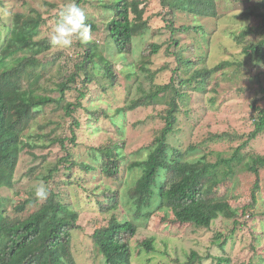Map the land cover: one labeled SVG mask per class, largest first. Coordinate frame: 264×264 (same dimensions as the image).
I'll return each mask as SVG.
<instances>
[{
	"label": "trees",
	"instance_id": "obj_1",
	"mask_svg": "<svg viewBox=\"0 0 264 264\" xmlns=\"http://www.w3.org/2000/svg\"><path fill=\"white\" fill-rule=\"evenodd\" d=\"M77 2L80 7L82 5L86 23L91 26L92 39L87 45H81L79 41L76 44L82 48L83 58L75 63L70 75H64V71L59 69L57 75L47 78L50 75L49 67L56 65L64 55H54L52 63L44 61L53 48L47 38L35 39L40 37L47 22L41 14L33 17L16 14L11 26L4 29L6 34L3 36L1 32L0 35V264H78L72 253L71 234L73 230L79 229L83 210L78 205L67 203L70 196L67 199L61 192L48 190L46 202L26 216L30 206L38 202L35 191L31 193V198L18 204L1 193L3 189L15 190L16 171L27 149L35 155V149L52 150V146H60L65 157L59 159L58 164H53L54 167L44 175L46 183L57 186L63 182V179L54 180V174L60 171V166H67L66 172L76 166L81 167L85 174L99 171L104 180L113 181H119L123 172L129 173L131 182L125 188L113 190L102 183H98L93 190L85 188L90 194L87 197L94 196L96 199L95 206L86 213L91 217L93 228L90 241L98 248L97 254L102 255L104 264H132L134 252L130 240L142 229L148 230L152 218L158 213L164 214V221L200 228H210L220 217L235 220L234 225H243L236 219L239 211L233 209L229 200H237V192L252 186L249 189L252 205L245 206L239 216L255 218L247 209L255 208L262 195L264 156L253 153L250 144L264 133V107L257 108L258 103L264 102V65H261L264 64V40L244 48V53L257 62L256 66L261 65V70L251 81L260 87L258 90L262 95L254 98L250 104L254 112V131L243 136L230 132L211 135L217 141L239 142L231 155L216 148L211 150L204 143L183 150L171 141L181 140L175 136L179 129V115L184 113L186 118L190 115L191 99L199 94L209 95L205 104L206 112L216 110L219 84L213 83V76L228 66L225 62L214 68L208 65L206 48L210 33L198 20L202 16L218 17L217 0H160V6L165 10L173 9L176 18L184 16L182 20L191 22L175 27L173 21L164 19L165 26L158 28L150 26L146 19L148 0ZM85 5L100 8L99 19L95 15L89 18V8ZM152 15L165 17L160 13ZM244 16L256 18L261 26L255 30L254 27H248L239 35L234 33V39L240 45L250 35L264 32V0ZM100 25L104 26L103 31H108L105 45H100L93 37L101 31ZM167 31L170 32L167 41L146 42L144 47L135 45L137 40H144L146 34L161 38L166 36ZM191 32L195 36L189 45L177 36L182 33L190 35ZM166 44L165 53L174 55L176 67L170 69L167 65L160 71H152L153 58ZM107 47L123 59L128 57L130 68L123 76L134 81L131 90H127L124 104L112 111L109 108L101 110L87 107L83 101L92 98L91 89L80 88L82 91H78L75 88L78 81L87 87L98 76L108 79L111 89L118 86L119 74L106 55ZM163 71H170L172 77L165 83H156ZM71 90L80 93L73 101L67 100V92ZM55 92L57 95L53 96ZM50 106L53 107L52 114L63 111L64 120L54 123L44 116L45 123L39 124L40 116L45 114L44 109ZM158 107L164 108L159 115L164 122L163 129L152 142L131 149V139L125 127L128 113L139 109L156 111ZM78 110L86 114L87 127L95 131H98L95 126H99L102 120H110L113 133L105 134V143L97 147L93 155V161H99L100 167H95L92 162L80 164L72 160L67 145L77 142V129L81 127ZM67 118L73 119V126L69 127L70 138L67 134L58 135V130L64 126ZM146 118L156 120L157 117ZM53 124L56 128L50 133L46 132ZM189 150L195 153L201 150L204 155L190 157ZM73 174H69L68 183L79 185L78 179L81 178L72 181L70 176ZM250 178L255 180L251 181ZM241 181L245 188L240 184ZM128 202H132V205L127 207ZM11 206L13 210L10 215L7 208ZM261 214L264 216V211ZM261 233L264 236V230ZM223 236L224 233H218L215 239L222 249L228 239ZM154 243L153 238L142 241L137 256L145 253L148 256L146 261H150V255L158 251ZM165 255L168 257L169 253ZM201 260L199 253L192 251L186 262L174 260V264H201ZM215 260L218 264L229 263L224 257Z\"/></svg>",
	"mask_w": 264,
	"mask_h": 264
},
{
	"label": "rangeland",
	"instance_id": "obj_2",
	"mask_svg": "<svg viewBox=\"0 0 264 264\" xmlns=\"http://www.w3.org/2000/svg\"><path fill=\"white\" fill-rule=\"evenodd\" d=\"M262 0H217L219 6L218 17H199L200 24L204 25L208 31L209 43L206 48L208 53V65L212 68L222 63H227L228 66L225 69L218 71L213 76V83L219 84L218 101L215 106L216 110L205 111L206 100L209 95H194L191 99V113L186 118L184 113L179 115L180 122L178 124L179 129L176 131L175 136L181 138V140L173 139V143L176 146H180L181 149L187 150L192 145L196 146L199 143L209 145L210 149L216 148L220 151H227L228 155H231L233 150L240 144L239 142H226L217 141L216 138H212L213 133L230 132L237 133L239 135H249L254 131L253 125L254 112L250 108L252 100L256 97H261L259 93L260 87L251 82L254 76L261 70L256 66L257 62H254L249 55L244 53V48L248 45L258 44L264 40V32L258 34H252L246 38L243 44H238L234 39V33L239 35L242 31L248 27L261 26V23L256 18L245 17V13L252 10L254 6L261 3ZM67 2V0H0V35L6 34L4 29L11 26L12 21L16 14L37 16L42 15L45 23V29L41 32L40 39L47 38L50 28L52 27L56 18V11ZM78 3V2H77ZM54 7H53V6ZM87 6V5H85ZM82 7V5H81ZM89 8V5L86 7ZM100 8H89V18L92 15L99 19L101 11ZM153 13H160L165 17H154ZM184 16L176 15L172 10H165L160 6V0H148L146 19L149 20L150 26L153 28L164 27V19L173 21L175 27H180L185 23L191 22V20H182ZM101 31L96 32L93 37L100 45H105V39L107 40L108 31H103L104 26H99ZM152 28V29H153ZM166 31V30H165ZM170 32L167 31L166 36L152 37L151 34H146L144 40H137L135 45L145 46L146 42H159L167 41V36ZM187 45L192 44L194 32L190 35H177ZM47 40V39H46ZM244 41V40H242ZM78 40L73 41V45L68 49L53 48L49 55L46 56L44 61L46 63L53 62V56L63 53L62 57L56 65L49 67L47 78L57 75L59 69L64 71V75H70L73 71L75 63L83 58V50L76 46ZM111 47L113 43L110 41ZM167 44L163 46L161 52L153 58L151 65L152 71H160L167 65L170 69L176 67L175 58L165 53ZM173 50V48H172ZM171 50V51H172ZM106 55L114 63L116 72L119 74L118 86L111 89L109 80L98 76L96 79L85 87L80 81H78V91L83 89H91L92 98L88 101L84 100L83 104L87 107H98L101 110L109 108L111 111L115 110L119 105H123L126 99L127 90H131L134 81L128 80L123 75L129 71L128 57L123 59L122 56L113 52L111 48L107 47ZM242 64V66H240ZM61 65V66H60ZM238 65L240 66L239 68ZM263 67V66H262ZM69 72V73H68ZM170 71H163L156 79V83H165L172 77ZM51 86V84L49 83ZM264 86V82H263ZM52 88V87H50ZM82 90H81V89ZM107 88V93H106ZM243 88V89H240ZM71 90L67 92V100L73 101L79 96V92ZM53 96L57 93H52ZM104 102V103H102ZM102 103V104H101ZM264 107V102L257 104V108ZM163 107H158L156 111L152 109H139L136 112H129L127 115L126 133L131 139V149L140 147L147 142H152L156 136L159 135V131L163 129L164 122L159 118L162 114ZM45 114L41 115L38 120L39 124L45 123L43 117L46 120H51L54 123L61 122L63 119V111L53 112V107H46ZM78 117L80 119L81 127L77 129V142L68 143L67 147L72 154V160L78 163L92 162L95 167H100L99 161H93V155H95L96 148L105 143V134L107 132L113 133L110 120H102L99 126H95L98 131L88 128L86 121L87 116L82 110H78ZM112 113V112H111ZM256 115V114H255ZM156 116V120L146 117ZM119 120V118H116ZM122 122V120H121ZM73 119L67 118L64 122V126L58 130V135H66L70 138L71 133L69 127L73 126ZM56 128L53 124L46 129V132L52 131ZM42 133L41 131H39ZM50 133V132H49ZM211 136V139L210 137ZM250 149L253 153L264 156V133L260 135L255 141L251 142ZM248 150V149H247ZM34 154H31V150H26L20 158V162L16 171V186L14 191L2 190L1 193L6 198H11L15 204L21 203L31 198V193L35 191V188L39 185L40 181L44 182V185L49 191L55 193L61 192L64 198L70 196V200H66L67 203L71 202L73 206H79L82 212V216L79 222V229L73 230L71 234L72 253L78 264H104V260L101 254H97L98 248L94 246L91 241V233L93 232L92 225L90 223L91 217L86 213L89 209L95 206L96 199L94 196L88 198L90 194L87 190H93L102 183L104 187L111 188L113 190L125 188L129 185L131 178L129 173L123 172L122 178L119 181H113L103 177L99 171H91L89 174H85L82 168L76 166L70 172H66L67 166H60V171L54 174V180H61L63 182L57 186L53 183H46L44 175L47 171L52 169L53 164H58L59 159L65 157V153L60 149V146H52V150H33ZM189 155L195 157L203 156L204 151H198L197 153L189 150ZM99 157V156H98ZM101 159V156H100ZM45 164V165H44ZM50 164L48 168L46 166ZM74 173L70 178L72 181H77L80 184L77 185L68 183V177L70 173ZM38 176V178H37ZM41 177V178H40ZM251 181L255 180L250 178ZM261 185L262 195L259 197L258 203L255 208L247 209L249 214H253L255 218L248 215L239 216L243 213L244 207L252 205V201L249 195V188H245L244 183L241 181V185L245 190L237 192V200H229L233 209L239 211V215L236 219H239L243 225H234L235 220H228L223 217L215 220L210 228H200L193 225H180L176 223H170L169 221L162 220L163 213H158L152 218L150 228L142 229L139 234L130 240L131 248L134 252L132 264H174V260L186 262L192 251L198 252L202 258L201 264H218L217 258L224 257L229 260V263L224 264H264V236L261 233L264 230V216L261 212L264 211V171L261 173ZM131 182V181H130ZM66 183V184H65ZM231 187V185L229 186ZM86 188V189H85ZM125 191V189H124ZM123 191V192H124ZM69 194V195H68ZM48 198V197H47ZM47 200V199H46ZM46 200L37 202L36 205L30 206L26 216L30 215L33 211L43 205ZM129 204L132 202H128ZM12 206L7 208V213L12 214ZM80 210V209H79ZM86 210V211H85ZM257 214V215H255ZM170 217L173 215L170 213ZM218 233H224L223 237H228L225 247L222 249L219 243H215L216 235ZM260 235V236H259ZM259 236V237H258ZM153 238L154 246L157 248V252H153L150 256L152 259L146 261L147 255L143 253L141 256H137L139 251V245L146 239ZM223 241V239H222ZM169 253L167 257L165 254ZM227 260V261H228ZM262 262V263H260ZM195 264H200L196 262Z\"/></svg>",
	"mask_w": 264,
	"mask_h": 264
},
{
	"label": "clouds",
	"instance_id": "obj_3",
	"mask_svg": "<svg viewBox=\"0 0 264 264\" xmlns=\"http://www.w3.org/2000/svg\"><path fill=\"white\" fill-rule=\"evenodd\" d=\"M35 39H40L39 36ZM47 39L52 48L68 49L73 45V41L78 40L81 45L91 42V26L86 23V16L77 0H67L56 11V18L49 30ZM36 200H46L49 191L43 181L35 188Z\"/></svg>",
	"mask_w": 264,
	"mask_h": 264
}]
</instances>
